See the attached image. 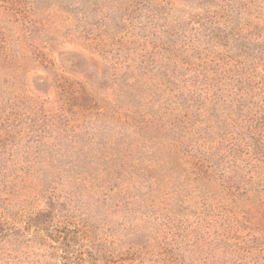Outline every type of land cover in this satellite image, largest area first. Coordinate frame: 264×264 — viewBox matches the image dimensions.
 <instances>
[{
  "label": "rangeland",
  "instance_id": "obj_1",
  "mask_svg": "<svg viewBox=\"0 0 264 264\" xmlns=\"http://www.w3.org/2000/svg\"><path fill=\"white\" fill-rule=\"evenodd\" d=\"M0 264H264V0H0Z\"/></svg>",
  "mask_w": 264,
  "mask_h": 264
}]
</instances>
